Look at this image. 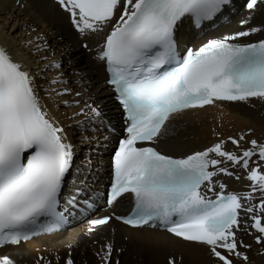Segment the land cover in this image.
I'll return each instance as SVG.
<instances>
[{
	"label": "snow or ice",
	"instance_id": "snow-or-ice-1",
	"mask_svg": "<svg viewBox=\"0 0 264 264\" xmlns=\"http://www.w3.org/2000/svg\"><path fill=\"white\" fill-rule=\"evenodd\" d=\"M58 2L81 33L102 30L116 16L117 8L122 9L99 54L126 120L127 136L113 155L109 204L131 194L134 208L131 215L118 219L136 227L158 223L176 237L208 246L221 264L233 261L218 249L247 261V255L238 249L236 232L243 227V211L252 221L250 226L261 234L257 243L264 242V215L255 214L257 210L264 214V172L259 166V161H264V144L252 140V147L238 155L224 150L226 142L222 140L203 151L173 158L143 142L155 143L173 114L204 109L218 101L264 99V40L236 42L260 29L212 39L198 49L181 52L178 24L190 18L199 27L213 20L231 0ZM258 3L264 0H248L247 8L255 9ZM92 111L100 115L98 110ZM229 140L239 147L240 140ZM253 157H258L256 168L249 165ZM225 162L248 170L253 192L261 193L259 204L245 207L242 201L253 200L252 193L243 197L226 194L223 183L216 190L214 177L234 174L222 166ZM72 164L73 145L44 110L34 76L0 46V247L18 245L37 231L54 230L63 222L64 214L58 208ZM82 194L85 189L77 188L68 204L75 206ZM41 218H49V222L44 224ZM107 222L105 218L93 224ZM106 249L102 259L108 261L111 244ZM0 264L16 261L2 255ZM66 264L73 261L69 258ZM169 264L176 261L170 259Z\"/></svg>",
	"mask_w": 264,
	"mask_h": 264
},
{
	"label": "bare ground",
	"instance_id": "bare-ground-1",
	"mask_svg": "<svg viewBox=\"0 0 264 264\" xmlns=\"http://www.w3.org/2000/svg\"><path fill=\"white\" fill-rule=\"evenodd\" d=\"M247 3L248 0H233L214 30L210 26L190 29L189 23L183 21L178 29L182 46L198 47L251 28L260 31L236 42L264 40V3H258L255 9H248ZM116 21L104 27V32H89L82 37L58 0H0V44L34 76L44 110L64 129L67 141L73 145L70 184L83 183L82 178L89 173L90 183L107 172L111 164L108 151L115 139L114 132H119L121 112L105 84L104 64L96 59V54ZM229 137L240 140L239 147ZM222 140L226 142L224 148L239 155L242 149L252 147V140L264 144V99L218 101L204 109L172 116L154 145L168 156L186 157ZM259 166L264 171V161H259ZM234 172L235 177L224 178L227 190L245 195L252 183L247 179L248 170L236 167ZM261 198L258 193L253 200H244L246 207L259 204ZM130 206L131 198L124 196L113 210L125 213ZM255 214L264 215L258 210ZM241 220L243 226L250 228L249 216L243 213ZM237 240L239 251L248 260L234 256V264H264V244H255L245 231L239 233ZM109 244L111 258L105 261L102 257ZM243 245H250V249ZM2 255H8L16 264H66L69 258L73 264H169L170 259L176 264H221L206 245L188 243L157 230L132 229L115 221L93 231L84 225L6 246L0 249Z\"/></svg>",
	"mask_w": 264,
	"mask_h": 264
},
{
	"label": "rangeland",
	"instance_id": "rangeland-1",
	"mask_svg": "<svg viewBox=\"0 0 264 264\" xmlns=\"http://www.w3.org/2000/svg\"><path fill=\"white\" fill-rule=\"evenodd\" d=\"M71 252V251H70ZM71 256V255H70Z\"/></svg>",
	"mask_w": 264,
	"mask_h": 264
}]
</instances>
